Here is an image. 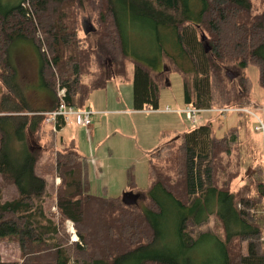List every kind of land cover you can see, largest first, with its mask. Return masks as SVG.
Instances as JSON below:
<instances>
[{
  "label": "trees",
  "instance_id": "1",
  "mask_svg": "<svg viewBox=\"0 0 264 264\" xmlns=\"http://www.w3.org/2000/svg\"><path fill=\"white\" fill-rule=\"evenodd\" d=\"M87 10L91 30L80 26ZM136 29L149 40L144 55L131 53ZM18 41L34 50L43 105L20 85L10 54ZM127 63L134 68L135 111L158 110L160 84L171 70L182 76L189 107L257 108L248 100V78L230 80L226 71L254 64L264 89V0H0V242L18 244L21 255L19 263L0 264H264L262 161L258 175L233 192L238 134L217 138L208 122L178 135L167 143L172 156L149 162L146 204L137 207L90 194L85 157L73 142L54 147L41 113L61 101L85 109L92 92L126 76ZM64 126L59 118L57 131ZM47 153L60 178L57 222L45 209L46 180L36 173ZM159 156L161 149L151 154ZM213 215L222 238L195 236Z\"/></svg>",
  "mask_w": 264,
  "mask_h": 264
},
{
  "label": "rangeland",
  "instance_id": "2",
  "mask_svg": "<svg viewBox=\"0 0 264 264\" xmlns=\"http://www.w3.org/2000/svg\"><path fill=\"white\" fill-rule=\"evenodd\" d=\"M253 1L259 2V0ZM92 17L90 10L81 14L80 26L82 29L91 30L95 27ZM132 33L131 53L144 55L146 50L144 45L149 40L144 39L137 29ZM80 36L84 37V31L80 32ZM23 43L26 42H16L11 48L10 54L19 70L20 85L28 89L26 95L29 100L33 101L36 106H40L43 105L44 99L41 90L35 86L37 83L36 69L31 60L35 53L34 50H32L33 52L29 51L31 47L28 44ZM142 60L144 61V59ZM235 66H230L229 70L231 69L232 72L237 70L248 78L249 103L258 106L255 108L248 105L247 108L252 113L264 118V89L259 85L258 67L249 64L239 70ZM162 68L160 66L157 70L161 71ZM133 74V64L127 63L125 77L110 80L104 89L92 92L85 106L94 113L96 110H101V113L91 116L90 128H77L69 123L54 136L59 144L61 138L63 140L69 137L74 138L76 150L86 159L90 194L104 198H121L124 192L132 191L139 195L134 207L145 205L146 196L143 192L149 185V162L152 160L161 163L167 157L172 156L175 148L172 144L167 143H170L174 137L208 122L212 123L213 132L217 138H222L230 133L238 134L233 149L238 147L239 150H234L231 154V171L239 173L231 184L233 192L248 185V177L258 175L256 168L258 159L262 161L264 176V140L260 133L254 131L257 121L252 116L238 112L215 111L201 113L197 115L196 121L192 122L188 114L179 112L189 106L184 102L182 76L175 70L168 72L160 84L157 111H133ZM84 80L86 81V78ZM166 108L173 112H160ZM46 125L50 124L46 122ZM50 128L52 130L51 125ZM233 130L238 132H233ZM158 149H161V156L152 159L151 154ZM239 162H241L239 170H235ZM36 173L46 180L45 209L49 215L55 214L54 219L57 222L58 216L54 205L60 178L55 172L53 154L47 153L40 159ZM57 179H59L58 184ZM0 185H2L1 178ZM9 198L10 192L4 194V200ZM65 229L70 234V242L79 240L74 229V233H71L67 224H65ZM201 233H212L222 238L221 225L214 215L210 216L205 224L195 228V236ZM246 248L244 243L243 252L246 251ZM0 259L4 262H21L18 244L0 242Z\"/></svg>",
  "mask_w": 264,
  "mask_h": 264
},
{
  "label": "built area",
  "instance_id": "3",
  "mask_svg": "<svg viewBox=\"0 0 264 264\" xmlns=\"http://www.w3.org/2000/svg\"><path fill=\"white\" fill-rule=\"evenodd\" d=\"M60 97L63 96V91H60L58 94ZM221 112V113H229V112H238L245 113L247 115L252 116L257 124L254 126V131L261 134L262 139L264 140V118L259 117L258 115L252 113L247 107H231V108H223V109H208V110H199L192 107H187L185 110H179V112L186 113L190 116L192 122L196 121L197 115L205 112ZM166 113L173 112L171 109L166 108L164 110ZM41 115L46 116V122L52 126L53 132H57L56 122L60 118L63 120L64 124L74 123L75 125L83 128L91 127V116L94 115V112L88 108L85 109H76L70 105L65 104L64 102H60L56 109L41 113ZM57 184L59 183V179H57ZM70 224V229L69 225ZM67 227L71 233H74L72 228V224L70 222L67 223ZM75 237V235H74Z\"/></svg>",
  "mask_w": 264,
  "mask_h": 264
},
{
  "label": "water",
  "instance_id": "4",
  "mask_svg": "<svg viewBox=\"0 0 264 264\" xmlns=\"http://www.w3.org/2000/svg\"><path fill=\"white\" fill-rule=\"evenodd\" d=\"M226 75H227V72H226ZM228 76V75H227ZM239 76V72H237L235 75L229 77V79H233V78H236ZM178 139V136L174 137L171 142L173 141H176ZM170 142V143H171ZM139 199V195L138 194H135L133 193L132 191H126L122 194L121 196V202L124 204V205H127V206H135L137 204V201Z\"/></svg>",
  "mask_w": 264,
  "mask_h": 264
},
{
  "label": "crops",
  "instance_id": "5",
  "mask_svg": "<svg viewBox=\"0 0 264 264\" xmlns=\"http://www.w3.org/2000/svg\"><path fill=\"white\" fill-rule=\"evenodd\" d=\"M164 110H165V109H164ZM164 110H162V111H160V112H164ZM133 111H135L134 108H133ZM156 111H157V110H156ZM95 113H101V110H96ZM95 113H94V115H95ZM165 113H166V112H165ZM96 115H97V114H96ZM70 123L73 124V125H75V124L72 123V122H70ZM67 124H69V123H67ZM67 124H66V125H67ZM66 125H65V126H66ZM65 126H64V127H65ZM64 127H63V128H64ZM75 127H77V128H82V127H79V126H77V125H75ZM63 128H62L60 131H62ZM60 131L55 132V133H54V136H55V134H58ZM73 139H74L73 137H69V138L66 139V140H63V139L61 138L60 142H61V143H62V142H64V143L73 142V143H74V140H73ZM58 145H59V143L57 142V140L54 139V147H55V148H58Z\"/></svg>",
  "mask_w": 264,
  "mask_h": 264
},
{
  "label": "flooded vegetation",
  "instance_id": "6",
  "mask_svg": "<svg viewBox=\"0 0 264 264\" xmlns=\"http://www.w3.org/2000/svg\"><path fill=\"white\" fill-rule=\"evenodd\" d=\"M231 70V69H230ZM230 70H227L226 72H227V75H228V77H231V76H233V75H235L236 73H237V70H233V72L232 71H230Z\"/></svg>",
  "mask_w": 264,
  "mask_h": 264
},
{
  "label": "bare ground",
  "instance_id": "7",
  "mask_svg": "<svg viewBox=\"0 0 264 264\" xmlns=\"http://www.w3.org/2000/svg\"><path fill=\"white\" fill-rule=\"evenodd\" d=\"M68 226H69V229H70V224Z\"/></svg>",
  "mask_w": 264,
  "mask_h": 264
}]
</instances>
